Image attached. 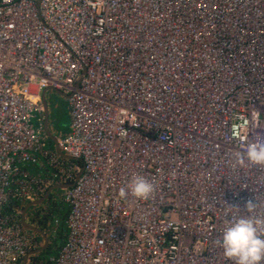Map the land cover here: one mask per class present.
<instances>
[{"label":"built area","instance_id":"1","mask_svg":"<svg viewBox=\"0 0 264 264\" xmlns=\"http://www.w3.org/2000/svg\"><path fill=\"white\" fill-rule=\"evenodd\" d=\"M44 89L68 94L58 146L84 161L80 176L45 148ZM254 142L264 0H0V264L38 247L21 208L4 207L49 188L25 168L39 155L73 181L48 264H235L223 231L264 219V165L236 163ZM134 175L154 185L149 199L120 198Z\"/></svg>","mask_w":264,"mask_h":264},{"label":"clouds","instance_id":"2","mask_svg":"<svg viewBox=\"0 0 264 264\" xmlns=\"http://www.w3.org/2000/svg\"><path fill=\"white\" fill-rule=\"evenodd\" d=\"M245 161L255 165H264V143L254 142L247 145L245 153H236V163ZM154 185L142 176L134 175L125 188L119 191L120 198H126L129 191L132 196L147 200L154 192ZM249 203L247 208L251 210ZM217 244L223 248L225 258L235 264H261L264 261V219L240 217L231 222L223 231Z\"/></svg>","mask_w":264,"mask_h":264},{"label":"trees","instance_id":"3","mask_svg":"<svg viewBox=\"0 0 264 264\" xmlns=\"http://www.w3.org/2000/svg\"><path fill=\"white\" fill-rule=\"evenodd\" d=\"M48 140L52 143L50 139ZM42 164H43V161H42ZM35 166L37 168L40 167L38 165H35ZM30 167H33V165H27L25 168L30 170ZM40 171H38V169H35L34 173H37ZM40 173H42V171ZM60 191L61 190H54L50 192L48 197L42 204L30 206L25 212V219L28 220L31 224L40 228L46 234L48 238V243H47L46 248L40 252L30 255L27 264H48L49 256L52 254H55L57 250L65 242L66 228H65L64 222H65L67 213L69 211V207L64 202H61L59 200ZM24 204L25 203H22L16 199H11L5 205L4 212L8 214H12L14 213L13 211L14 207L18 206L19 208L22 209ZM55 219L57 220L56 222H54ZM53 223L56 224L55 233L51 232L53 228ZM30 233H34V232L30 231ZM51 234H53V236H51ZM34 235H36V238L40 240V236L37 233H34ZM41 254H44V256Z\"/></svg>","mask_w":264,"mask_h":264},{"label":"water","instance_id":"4","mask_svg":"<svg viewBox=\"0 0 264 264\" xmlns=\"http://www.w3.org/2000/svg\"><path fill=\"white\" fill-rule=\"evenodd\" d=\"M49 90V89H44L42 91V94H41V99H42V104H43V108H44V115H45V119L43 121V131L44 133L46 134L47 138L50 139L52 141V143L55 145V151L60 155V156H63V157H66V158H70L69 156L65 155L61 149L59 148L58 146V139L57 137L50 131L49 127H48V106H47V103H46V100H45V92ZM58 95L62 96V97H68V94L67 93H64L63 91H59V90H54ZM72 185V183H69V184H56V185H53L52 187H49L46 192L38 199H35V200H31V201H28L26 202L22 209H21V213H20V223H21V226L24 230L26 231H31V232H34V233H37L40 237H41V244L38 248L36 249H33L31 251H29L27 254L24 255V257L22 258V261L20 264H26L28 259H29V256L34 254V253H37V252H40L42 250H44L47 246V243H48V238L46 236V234L40 229L38 228L37 226L31 224L29 221H27L25 219V212L27 211V209L30 207V206H33V205H37V204H40L42 202H44L46 200V198L48 197L51 189H54V188H62V187H66V186H70Z\"/></svg>","mask_w":264,"mask_h":264},{"label":"rangeland","instance_id":"5","mask_svg":"<svg viewBox=\"0 0 264 264\" xmlns=\"http://www.w3.org/2000/svg\"><path fill=\"white\" fill-rule=\"evenodd\" d=\"M45 100L48 106V125L53 132V134L60 138V136L67 131V127L69 129V122H70V112L68 108L67 99L64 97L58 95L53 90H47L45 93ZM32 124L34 126H38L39 122L35 116L32 117L31 120ZM53 143H51L47 138L45 140V148H50ZM41 167V166H40ZM42 173H45V171L41 170ZM56 229V224L53 223L52 230ZM51 230V232H52ZM31 235L38 241L36 238V235L34 233H31ZM52 236V234H51ZM44 256V254H41ZM45 258V257H44ZM48 258V257H47ZM46 260V259H45Z\"/></svg>","mask_w":264,"mask_h":264},{"label":"bare ground","instance_id":"6","mask_svg":"<svg viewBox=\"0 0 264 264\" xmlns=\"http://www.w3.org/2000/svg\"><path fill=\"white\" fill-rule=\"evenodd\" d=\"M70 112V111H69ZM69 132V130H67L65 133H63L62 134V136H64V135H66L67 133ZM51 133H52V131H51ZM52 135H53V133H52ZM58 139H60V138H58ZM54 145V144H53ZM54 149H55V145H54ZM48 150H50V151H52L53 149L50 147H48ZM54 151V150H53ZM64 153V152H63ZM65 155H67V156H69L68 154H66V153H64ZM70 158H66V157H64L63 158V156H62V158L64 159V160H67V161H71L74 165H76L77 166V169L75 170V171H73V176H75V174H78V176H80L81 175V172L82 173H85L86 172V167H85V163H84V161H82L81 159H79V158H77V157H75V158H73V157H71V156H69ZM39 158L40 159H44L45 161H46V165H47V167H48V169L47 170H49V172H47V174L45 175V176H41V175H34V174H32L30 171H29V173L32 175V176H35V177H40V178H51V179H53V182L50 184V186L49 187H52L51 185H53L54 183H65V184H69V183H72V185H73V181H63V180H61L60 179V177L58 176V172L56 171V169H55V167L56 168H60L58 165H57V163L56 162H54V165H52L49 161H48V158L47 157H44V156H42V155H39ZM32 165H34L35 163H31ZM60 173H65L64 171H62L61 169H60V171H59ZM56 185V184H55ZM71 186V185H70ZM70 186H66L65 188L64 187H62V188H64V189H62L60 192H59V200L61 201V200H63V193H64V190H66V189H68ZM54 189H56V188H54ZM51 192H52V189H51ZM45 193V192H44ZM40 196H42V195H38L37 197H35V198H33L32 200H34V199H37V198H39ZM62 202V201H61ZM43 203V202H42ZM42 203H40V204H42ZM38 205V204H37ZM68 206V205H67ZM69 210H70V208H69ZM69 212V211H68ZM26 231V230H25ZM55 231H56V229H55ZM28 232V231H27Z\"/></svg>","mask_w":264,"mask_h":264},{"label":"crops","instance_id":"7","mask_svg":"<svg viewBox=\"0 0 264 264\" xmlns=\"http://www.w3.org/2000/svg\"><path fill=\"white\" fill-rule=\"evenodd\" d=\"M54 91V90H53ZM55 92V91H54ZM46 93V92H45ZM56 93V92H55ZM41 94H42V92H41ZM65 99H67L66 97H64ZM42 100V99H41ZM43 115H44V111H43ZM48 118H49V116H48ZM44 119H45V115H44ZM47 123H48V121H47ZM48 127H49V125H48ZM49 129H50V127H49ZM68 130V129H67ZM50 131H51V129H50ZM66 132V131H65ZM53 133V132H52ZM62 136V135H61ZM51 148H52V146H51ZM53 150H55L54 149V145H53V148H52ZM60 156V155H59ZM64 158V157H63ZM43 160V166H41V167H39V168H37L35 165L36 164H34L33 165V167H30V172L32 173V174H34V175H41V176H45L46 174H47V172H49V170H47L48 169V167H47V165H46V161L44 160V159H42ZM39 166V165H38ZM35 169H38V171H40V170H43V171H45V173H40V172H37V173H34V170ZM55 184H65V183H54L53 185H55ZM53 185H51V186H53ZM65 188V187H64ZM64 188H56V189H52V191H54V190H62V189H64ZM51 192V191H50ZM43 195V194H42ZM41 197V196H40ZM39 197V198H40ZM38 199V198H37ZM35 200V199H34ZM28 221V220H27ZM29 232V231H28ZM52 236H53V234H52ZM40 239H41V237H40ZM40 244H41V241L40 242H38V247L40 246ZM37 247V248H38ZM50 256H52V255H50ZM49 256V257H50ZM48 261H49V258H48ZM27 263H28V261H27ZM26 263V264H27Z\"/></svg>","mask_w":264,"mask_h":264}]
</instances>
